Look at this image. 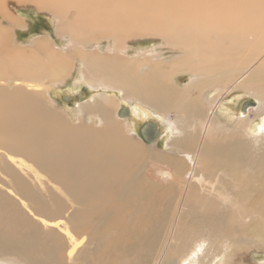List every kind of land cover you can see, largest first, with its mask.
Here are the masks:
<instances>
[{"label": "bare ground", "instance_id": "6f19581e", "mask_svg": "<svg viewBox=\"0 0 264 264\" xmlns=\"http://www.w3.org/2000/svg\"><path fill=\"white\" fill-rule=\"evenodd\" d=\"M14 6L47 13L55 36L67 44L59 46L51 35L19 41L18 30L27 26L28 32L30 24ZM146 40L160 45L143 50L133 45ZM76 72L90 88L118 90L122 99L103 93L95 103L80 106V121L74 124L72 113L55 110L51 99L52 88L62 87ZM180 73L191 77L184 85ZM238 89L258 106L242 113L235 126L231 119L222 125L217 107ZM121 100L138 101L164 120L173 135L169 152L138 148L131 141L124 124L131 127L134 120L122 123L113 111ZM252 109L264 120V0H0V264H52L59 252L76 263L98 234L89 227L99 226L94 218L103 222L100 215H107L112 200L133 197L145 205L157 206L163 197V208L171 201L192 208L203 194L233 190L224 218L229 213L238 230H252L264 211L262 203L256 205L264 197V145L259 144L264 125L258 122L252 136L247 132L257 120L249 119ZM172 113L178 119L170 118ZM93 117L101 125L91 124ZM244 143L262 149L257 167L241 161ZM150 163L159 168L150 167L148 175L165 187L140 181L138 170ZM37 183L42 188L29 189ZM9 189L30 190V197L12 202ZM62 201L72 208L62 209ZM26 206L38 220L29 218ZM246 213L252 214L250 224L235 223ZM217 217L210 223H221ZM190 220L206 219L194 214ZM201 247L185 264L204 259Z\"/></svg>", "mask_w": 264, "mask_h": 264}, {"label": "rangeland", "instance_id": "374dc122", "mask_svg": "<svg viewBox=\"0 0 264 264\" xmlns=\"http://www.w3.org/2000/svg\"><path fill=\"white\" fill-rule=\"evenodd\" d=\"M14 7L19 12V15L26 18L28 24H30V26H28L30 27L28 32H26L27 26H24V28L18 30L20 36L19 41L23 43H30L33 39H35V37L37 38L39 35H51L52 38L55 37L54 40H57L56 43L59 44V46L64 47L67 44L65 40L61 41L55 36L54 22L51 18H49L47 13L34 12L33 9L24 8L25 6ZM73 15L74 14L69 13L67 17L73 18ZM133 45H136L137 49L142 50L151 48L155 49L156 47H159L160 42L146 40L144 42H136ZM104 48H106V45L103 47V49ZM135 53L137 52H130L131 55ZM167 54L166 56L170 58L171 54ZM177 77H179V82L183 85L191 79L187 73H180L177 75ZM1 83L6 84L10 88H15L16 86V82ZM43 87L49 86L45 83L43 84ZM52 89L54 91L52 92V99H50L54 104V109L66 111L69 114L72 113L71 115L74 118V124L80 121L78 118L80 106L87 107L88 104L95 103L93 102L94 100H99L103 93H106L99 88H90L85 83V81L83 82V80L79 79L77 72L72 79L65 83V85L60 88L53 87ZM110 93H114L118 98L120 97V99H122V93H119L118 90L109 89L106 94L109 95ZM214 93L216 92L210 93L209 98H211ZM250 101L255 103V105L252 107L258 106V102H256L257 100L247 94V92L243 89H238L235 92L225 96L221 100L222 105L219 103V108L217 107L216 110L218 116L219 114L221 115L219 116L220 120L224 118L221 120V124L223 125L231 119V126H235V124H237L236 121H238L237 119H239L241 117L240 115H242L241 112L243 105ZM116 108H118V110H116ZM125 108L128 109L130 115L123 117L121 116V112ZM113 111H116L115 117H117V120L121 122L123 121L122 123H124V121L129 123V121L132 122V120H134V122L131 123V127H128L129 125L126 123L124 126L126 125L125 128L127 131H130V137L133 139H131V141L135 144L139 143L137 145L138 148H141L143 145L144 147H153L155 151L157 150L161 153L169 152L167 145L173 138V135L171 134L172 132L167 126H165L164 120L155 115L148 107L135 100H121L119 107H114ZM137 111L138 114H140L139 117L135 115ZM133 115L134 118H132ZM174 115L175 114L172 113L170 118L178 119L177 114L175 115L176 117ZM249 119H257L253 109L249 113ZM259 119H257L258 121H255V125L253 124L252 127L247 130L251 136L254 134L255 129L257 130L258 125H264V120H262V118L260 120ZM90 121L91 124L101 125L98 117H93ZM149 122L156 123L159 128L158 138L152 143H147L140 134L142 128H144V126ZM258 122L259 124L257 125ZM226 132L230 133V130H227ZM252 144H254V142H252ZM252 144H242L244 148L249 150L245 149V154L242 157L243 160L241 161L249 167H251V163L254 165V167H257L260 162L259 159L261 157L260 155L262 153V149L264 147H261L262 149L260 150L252 147ZM259 144H262L261 146H263L264 140ZM150 167H152L151 169H154L155 167L157 169L159 168L157 164L155 165V163H150L149 168L144 166V169H139L138 175L140 176V181L146 182L148 179L150 182H154V180L152 181V178H150L148 175L151 170ZM185 168L188 170L189 167L186 165ZM155 183L158 187L163 188L166 186L164 182H154V184ZM262 184L264 187V178ZM34 187L42 188L41 184H34L30 186L29 189L32 190ZM9 191L12 194V202H16L18 200L20 201L22 198L26 199L30 197L27 192H31L28 190L26 192L24 191L23 193H15L11 189H9ZM38 192V196L43 195L39 189ZM235 194L236 192L233 190H230L226 193L224 190H220L217 195L213 196L214 198L208 193L207 195L203 194L199 200L200 203L197 202V205H193L192 208H189L187 205H184L183 208L177 207L176 205H173L174 201L168 203V207L163 208L160 206L164 202L165 198L163 197L158 199L159 202H161L157 206L145 205V201L136 199V197H133V199L129 201L117 200L118 203L115 200H112V202L115 204H108L107 209H105L107 215H100L102 216L101 218H104L103 222H99L100 219L94 218V220L98 222L99 226L89 224L90 229L93 228L98 230V234H96L95 238H93L91 244H89V247L87 243L85 244L86 252H82V255L80 254V257L78 256L79 258H77L78 261L75 260L76 263L74 262L73 264H185V261L190 258L191 252L197 249V247L200 245L202 246V256L204 259H202V261L198 264H264V240L262 237L264 234V211L260 213L261 215L258 217V222L251 226L252 230H248L247 232L238 230L237 226L230 222L229 213L227 214L228 218H224L225 213H227L226 209L230 202L234 200ZM174 195L175 197L177 196L178 201V195H180V192L177 190L175 191ZM175 197H173V199ZM62 202V204L60 203V207H62V209L66 208V206L71 207L66 201ZM258 203H260V205H264V197L256 202V205H259ZM192 204H195V201L192 202ZM240 204L241 202L237 201V203H235L233 206L234 210H232L234 212L235 210L237 211V208L240 207ZM25 208V213L27 215L29 214V218L31 217L32 220H38V218L32 214L34 213L31 209L32 207L26 206ZM71 208L68 209L71 211L74 210ZM66 210L67 209H65V211ZM61 213L62 217L67 216V213L64 211ZM194 214L206 219L205 222L193 224L190 218H192ZM216 215L220 218L222 217V222L211 224L210 222L212 218H218ZM251 216V213H246L242 218L237 217L235 223H237V221H242L243 219V221H245L244 223L248 222L250 224V220L252 219ZM255 235H257V237ZM34 238L40 239L36 237V235H34ZM85 241L90 243V240L88 239ZM24 252L26 253L25 250ZM58 257L59 259H55L54 263L52 264H72L70 261L65 260L63 253L60 254L59 252ZM6 263L20 264L13 260H7Z\"/></svg>", "mask_w": 264, "mask_h": 264}, {"label": "water", "instance_id": "95a60500", "mask_svg": "<svg viewBox=\"0 0 264 264\" xmlns=\"http://www.w3.org/2000/svg\"><path fill=\"white\" fill-rule=\"evenodd\" d=\"M254 105H255V103H254L253 101H250V102L245 103V104L243 105V107H242V112H241V113H246V112H247V109H248L249 107L254 106ZM128 113H129L128 109L125 108L124 110H122V112H121V116L126 117V116H128ZM148 128H151V133H150V135L147 137V136H145V130H147ZM140 134H141V136L144 138V140H145L147 143H152V142H154V141L158 138V135H159V128H158V126H157L156 123H154V122H149L148 124H146V125L144 126V128H142Z\"/></svg>", "mask_w": 264, "mask_h": 264}, {"label": "flooded vegetation", "instance_id": "af4514ba", "mask_svg": "<svg viewBox=\"0 0 264 264\" xmlns=\"http://www.w3.org/2000/svg\"><path fill=\"white\" fill-rule=\"evenodd\" d=\"M151 133V128H148L147 130H145V136H149Z\"/></svg>", "mask_w": 264, "mask_h": 264}]
</instances>
